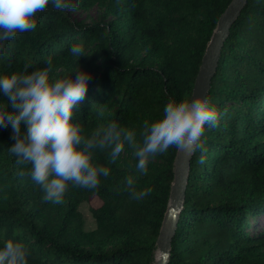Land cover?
Segmentation results:
<instances>
[{
  "label": "trees",
  "instance_id": "trees-1",
  "mask_svg": "<svg viewBox=\"0 0 264 264\" xmlns=\"http://www.w3.org/2000/svg\"><path fill=\"white\" fill-rule=\"evenodd\" d=\"M73 11L51 3L37 14L33 31L3 41L0 76L30 74L52 61V77L91 75L73 122L90 136L110 122L136 131L159 119L170 99L192 94L201 59L220 15L231 0H73ZM101 10L97 22L76 12ZM82 44L85 55L70 49ZM221 113L206 128V152L192 155L185 198L167 264H264V0H247L232 25L211 81ZM0 91V110H11ZM101 111L103 115H100ZM27 125H21V134ZM11 123L0 126V248L12 239L25 245L28 264H154L156 240L167 211L177 154L170 148L136 171L138 159L125 145L109 163L107 150L94 162L108 167L95 189L69 186L63 202L43 199L31 180V165L18 164L8 149ZM203 154L205 162L198 163ZM136 178L140 200L126 185ZM93 230L85 229L82 204Z\"/></svg>",
  "mask_w": 264,
  "mask_h": 264
},
{
  "label": "clouds",
  "instance_id": "clouds-1",
  "mask_svg": "<svg viewBox=\"0 0 264 264\" xmlns=\"http://www.w3.org/2000/svg\"><path fill=\"white\" fill-rule=\"evenodd\" d=\"M49 3L60 11L79 6L73 0H0V50L3 41L33 31L37 14ZM70 52L74 57L85 55L82 44L74 45ZM52 69L49 58L46 67L30 74L0 76V91L11 102L10 111L0 110V126L11 123L13 129L15 143L8 151L18 164L31 165L28 175L44 192L43 199L52 203H62L70 185L95 189L100 177L109 176L108 167L94 162L96 150H107L109 163H113L127 144L138 159L136 171L146 175L150 159L170 148L189 158L197 151L206 152L202 139L206 128L216 127L221 117L211 96L191 94L179 101L170 99L159 119L145 121L139 141L136 131L114 121L85 136L81 124L72 118L75 106L85 98L91 75L77 70L57 78L50 76ZM22 123L27 125L23 135ZM197 162L203 164L205 156L201 154ZM135 183V177L126 178L132 199L140 200L152 192L151 188L137 192ZM0 264H28L25 245L7 240L0 248Z\"/></svg>",
  "mask_w": 264,
  "mask_h": 264
},
{
  "label": "water",
  "instance_id": "water-1",
  "mask_svg": "<svg viewBox=\"0 0 264 264\" xmlns=\"http://www.w3.org/2000/svg\"><path fill=\"white\" fill-rule=\"evenodd\" d=\"M246 1L231 0L225 11L220 15L216 28L201 59L192 94L207 95L210 91L211 81L215 75L223 45L229 36L232 25L245 7ZM191 157L189 158L185 154L177 151L174 161V178L170 190L167 211L156 240L157 250L154 264H167L168 262L171 242L184 203Z\"/></svg>",
  "mask_w": 264,
  "mask_h": 264
},
{
  "label": "rangeland",
  "instance_id": "rangeland-1",
  "mask_svg": "<svg viewBox=\"0 0 264 264\" xmlns=\"http://www.w3.org/2000/svg\"><path fill=\"white\" fill-rule=\"evenodd\" d=\"M101 10L97 7H93L90 11L88 12H76L73 14L74 18L80 21H84L87 23L90 22H97L101 18ZM99 206V202L97 200H92L88 204H82L80 206V212L82 213L84 220H85V229L90 231L93 230L95 227L94 220L92 219L90 213H89V208L90 207H97Z\"/></svg>",
  "mask_w": 264,
  "mask_h": 264
},
{
  "label": "snow or ice",
  "instance_id": "snow-or-ice-1",
  "mask_svg": "<svg viewBox=\"0 0 264 264\" xmlns=\"http://www.w3.org/2000/svg\"><path fill=\"white\" fill-rule=\"evenodd\" d=\"M174 214V213H173Z\"/></svg>",
  "mask_w": 264,
  "mask_h": 264
}]
</instances>
